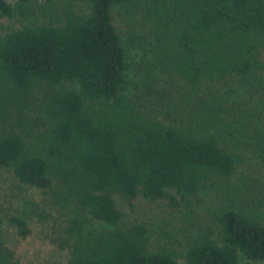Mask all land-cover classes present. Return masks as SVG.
<instances>
[{"label":"trees","instance_id":"1","mask_svg":"<svg viewBox=\"0 0 264 264\" xmlns=\"http://www.w3.org/2000/svg\"><path fill=\"white\" fill-rule=\"evenodd\" d=\"M52 2L0 0V21L9 20L0 33V167L62 211L68 264H178L176 250L152 241L149 223H123L117 197L181 206L217 181L264 184L246 174L248 148L264 165V130L249 105L264 84V0H141L146 35L127 40L118 9L136 11L132 0H70L84 7L62 10ZM145 39L193 89L238 76L242 99L211 91L160 116L130 92L127 44ZM227 195L213 224L189 236L186 264H264V221ZM92 220L108 226L87 229ZM9 223L29 233L24 216ZM2 226L0 201V264H17Z\"/></svg>","mask_w":264,"mask_h":264},{"label":"rangeland","instance_id":"2","mask_svg":"<svg viewBox=\"0 0 264 264\" xmlns=\"http://www.w3.org/2000/svg\"><path fill=\"white\" fill-rule=\"evenodd\" d=\"M132 2L134 8L140 5L141 0ZM50 6L58 10L67 6L84 7L76 2L71 3L70 0H53ZM118 10L121 13L117 22L123 31L124 40L132 33H135L138 39L146 35L144 23L138 16V7L136 11L132 8ZM7 23V19L0 21V33ZM127 50L130 65L128 76L133 81L130 92L139 101L154 106L160 116L162 113L159 110L164 112L170 109L175 112L176 109L181 111L194 104L200 105L204 100L211 99V91H222L227 95V99H242L237 98L243 90V80L238 76L230 75L216 81H204L198 89H193L185 80L159 65L147 39L141 47L133 41L128 42ZM253 94L249 105L256 108L257 113L251 114L252 124L258 131H263L264 84ZM248 149L250 158L247 162L253 165L246 170V174L264 180L260 151ZM227 185L217 181L216 185L192 196L191 205L173 206L168 200L149 201L141 197L133 206H129L120 197H117V201L124 211V224L137 219L149 223L152 241L176 250L179 253L178 264H186L184 254L189 236L195 234L200 226L213 224V211L220 208L226 192L232 199L242 202L238 205L246 214L264 221V184L261 181L256 184L237 181L229 188ZM49 198L50 196L41 189L22 184L10 168L0 167V201L3 208L1 239L12 250L17 264H68L69 250L60 246L59 239L62 234V211L53 205ZM12 215L27 218V235H20L17 226L9 223ZM107 226L104 222L92 220L87 229H101Z\"/></svg>","mask_w":264,"mask_h":264}]
</instances>
